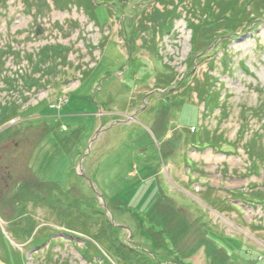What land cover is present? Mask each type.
I'll list each match as a JSON object with an SVG mask.
<instances>
[{
  "label": "rangeland",
  "instance_id": "1",
  "mask_svg": "<svg viewBox=\"0 0 264 264\" xmlns=\"http://www.w3.org/2000/svg\"><path fill=\"white\" fill-rule=\"evenodd\" d=\"M120 1L0 0V264H264V0Z\"/></svg>",
  "mask_w": 264,
  "mask_h": 264
},
{
  "label": "trees",
  "instance_id": "2",
  "mask_svg": "<svg viewBox=\"0 0 264 264\" xmlns=\"http://www.w3.org/2000/svg\"><path fill=\"white\" fill-rule=\"evenodd\" d=\"M92 1V3H94L93 5L95 6V7H104V8H106L108 5H106V4H110V3H114V2H118V4H122L121 3V1L120 0H109V1H112V2H108V1H106V0H99V2H98V4L97 3H95V1L96 0H91ZM209 1V0H208ZM253 1H255V0H252V2ZM210 2V1H209ZM248 2H250L249 0H248ZM119 5V6H120ZM209 5H210V3H209ZM106 6V7H105ZM108 10H110V9H108ZM243 10H245V6L244 7H242L241 8V11H243ZM197 11L198 12H200V10L199 9H197ZM243 13V12H242ZM241 14V13H240ZM221 50V49H220ZM28 85H30V84H28ZM208 99V100H207ZM210 99V100H209ZM211 100H213L212 99V97H211V94H207V96H206V101L207 102H210ZM217 103L216 102H214L213 103V107L214 108H217V105H216ZM15 107H13L12 109H13V112L12 113H10V112H6V110H7V108L4 110H2V113H4V117H3V123H5V122H7V121H10L11 119H13V118H15L16 117V115L19 113V112H21L22 110L20 109V107L19 106H16V105H14ZM251 112V114L250 115H252L253 114V111H250ZM250 117V116H249ZM243 120L245 121L246 120V117L244 116V114H243ZM203 129V128H202ZM202 129L200 130V131H202ZM200 139H201V136L199 137V139L197 140L198 142H199V146L202 144V143H200ZM193 142H194V140H193ZM193 146H195V145H193ZM207 147H209L210 148V144H209V146L208 145H206ZM202 147V146H201ZM250 147L251 148H255L256 146H253V145H250ZM197 149H201L200 147H198ZM254 150L255 149H250L249 148V152L250 151H252V152H254ZM263 155H264V153H263ZM258 157V154H255L254 153V157ZM252 157H253V155H252ZM253 157V158H254ZM258 159H260L259 157H258ZM262 159H260L259 161H261ZM263 161V160H262ZM255 172V171H254ZM251 189H253V188H251ZM249 191H252V190H248L247 189V192H246V195H249L251 192H249ZM109 230H110V227H109ZM109 236H110V238H111V240H112V243H114L115 244V246H116V248L118 249V247H119V250L120 251H122L123 252V250L124 251H127V252H129V253H133V254H136L132 249H130V248H128V247H126V246H124V245H121V243H120V241L116 238V237H114V235L109 231ZM137 255V254H136ZM9 264V263H8Z\"/></svg>",
  "mask_w": 264,
  "mask_h": 264
},
{
  "label": "bare ground",
  "instance_id": "3",
  "mask_svg": "<svg viewBox=\"0 0 264 264\" xmlns=\"http://www.w3.org/2000/svg\"><path fill=\"white\" fill-rule=\"evenodd\" d=\"M166 87H167V85L165 86V89H167ZM192 164H193V163H191V165H192ZM158 185L161 186V185H162V181H160ZM161 188H162V186H161ZM161 188H160V191H161ZM170 191H171V190H170ZM162 195H163L162 197L164 198V200L166 199V200L169 201L168 198L171 196V193H169V192L166 193V190L163 189V194H162ZM166 196H167V197H166ZM163 202L165 203L166 201H163Z\"/></svg>",
  "mask_w": 264,
  "mask_h": 264
},
{
  "label": "water",
  "instance_id": "4",
  "mask_svg": "<svg viewBox=\"0 0 264 264\" xmlns=\"http://www.w3.org/2000/svg\"><path fill=\"white\" fill-rule=\"evenodd\" d=\"M36 34H37V35L41 34V30H40V28H37V30H36Z\"/></svg>",
  "mask_w": 264,
  "mask_h": 264
}]
</instances>
